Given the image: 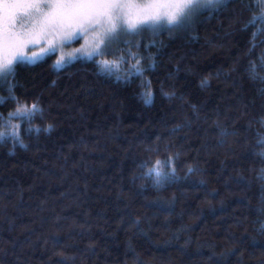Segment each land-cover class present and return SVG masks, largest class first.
Wrapping results in <instances>:
<instances>
[{
    "label": "trees",
    "instance_id": "1",
    "mask_svg": "<svg viewBox=\"0 0 264 264\" xmlns=\"http://www.w3.org/2000/svg\"><path fill=\"white\" fill-rule=\"evenodd\" d=\"M254 16L261 0H225L186 28L121 32L104 56L16 63L15 94L45 116L11 120L26 147L0 142V264H264V19ZM129 52L146 71L124 83ZM15 107L0 106V132ZM169 156L176 176L157 186L145 173L157 160L169 171Z\"/></svg>",
    "mask_w": 264,
    "mask_h": 264
},
{
    "label": "snow or ice",
    "instance_id": "2",
    "mask_svg": "<svg viewBox=\"0 0 264 264\" xmlns=\"http://www.w3.org/2000/svg\"><path fill=\"white\" fill-rule=\"evenodd\" d=\"M131 0H0V53H3L5 46L9 49V58L5 60L0 55V82L8 83L7 97L0 96V106H4L6 101L12 102L16 105L13 112L9 113L8 123L6 127L12 130L8 133L0 132V142L11 140L12 143L20 144L21 147H26L23 143L18 128V125H12L10 122L14 118L26 120L29 124L39 117L44 119L45 109L41 107L38 100L28 103L21 100L15 94V86L9 83V77L15 73L16 63L35 62L36 57H27L23 53V47L26 41L20 39L19 34L14 31L15 24L18 18L33 19L37 24H44L45 26L55 27L57 24L83 18L105 17L109 21V28L106 30L104 36L110 44L121 33L129 35L139 34L144 30H151L154 33L160 30L172 31L188 27L193 18L200 13L202 9H218L225 4V0H151V3L158 6L155 11L145 12L142 15L135 17L126 13ZM264 4V0H261ZM47 9V11H45ZM7 19V34L5 33V20ZM264 19L262 17H253L249 22L254 24L256 20ZM103 43V40L101 41ZM105 49H97L94 53L89 55L104 56ZM128 56L135 60L123 78L124 83H129L132 77L143 76L146 69L141 66L143 57H139L129 52ZM17 57L19 59L17 60ZM62 61L56 62L57 68L62 65ZM154 62L149 64L148 71L153 70ZM98 68L105 75L111 74V69L107 61L98 63ZM118 80L121 78L118 76ZM207 81H202V85H206ZM152 96L150 93L145 94V103H151ZM3 116L0 115V120ZM52 125L47 127L27 128L28 133L35 132H50ZM166 166L169 171L162 172L160 170V161L157 160L151 168L145 173L147 176L154 178V183L161 186L176 176V170L173 166V157H166ZM142 167H148L147 164ZM196 169L188 168L189 173L195 172ZM132 226H139V220L130 222ZM135 252V249H131Z\"/></svg>",
    "mask_w": 264,
    "mask_h": 264
},
{
    "label": "rangeland",
    "instance_id": "3",
    "mask_svg": "<svg viewBox=\"0 0 264 264\" xmlns=\"http://www.w3.org/2000/svg\"><path fill=\"white\" fill-rule=\"evenodd\" d=\"M157 9L158 6L151 3V0H131L125 11L135 17ZM14 24V31L19 34L21 40L26 41L23 53L30 58L36 57L35 62L51 53H56L55 62L60 60L63 62L61 66H64L77 58H92L94 55L89 54L94 53L98 48L105 49V45H107L106 51L114 46V43L109 44L104 36L110 26L105 17L65 21L55 27L37 24L35 20L26 18H18ZM4 27L7 34V19ZM102 40L103 43H101ZM9 54L6 45L0 55L7 60ZM18 59L19 57H17Z\"/></svg>",
    "mask_w": 264,
    "mask_h": 264
}]
</instances>
